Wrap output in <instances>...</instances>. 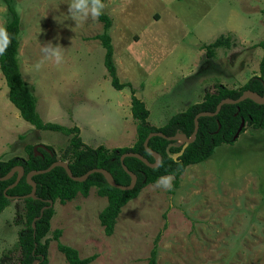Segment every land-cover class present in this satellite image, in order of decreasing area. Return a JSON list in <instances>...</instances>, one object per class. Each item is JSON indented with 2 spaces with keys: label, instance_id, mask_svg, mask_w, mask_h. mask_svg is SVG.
<instances>
[{
  "label": "rangeland",
  "instance_id": "374dc122",
  "mask_svg": "<svg viewBox=\"0 0 264 264\" xmlns=\"http://www.w3.org/2000/svg\"><path fill=\"white\" fill-rule=\"evenodd\" d=\"M19 16L18 62L43 122L77 127L84 145L130 147L136 140L130 88L115 90L96 36L103 23H76L72 0H9ZM120 83L130 84L161 127L218 87L238 89L260 75L264 0H103ZM9 13L0 0V24ZM219 35L229 47L205 46ZM60 46L63 62L45 59L42 47ZM43 61L36 70L35 65ZM245 127V124H244ZM243 127V128H244ZM229 145L188 166L171 190L145 186L127 202L106 236L98 214L106 199L90 188L52 205L46 264H68L57 248H74L88 264H147L155 238L156 264H264V131L245 127ZM70 135L37 130L8 99L0 72V160L26 158V145L50 147L57 157ZM181 143H178L180 145ZM164 177V176H163ZM23 203L0 213V264H19L18 232ZM60 231L58 240L53 238ZM37 264V262H36Z\"/></svg>",
  "mask_w": 264,
  "mask_h": 264
},
{
  "label": "trees",
  "instance_id": "16d2710c",
  "mask_svg": "<svg viewBox=\"0 0 264 264\" xmlns=\"http://www.w3.org/2000/svg\"><path fill=\"white\" fill-rule=\"evenodd\" d=\"M7 11L10 15L9 21L5 25L9 34L12 36V43L5 55L0 56V72L4 77L8 88V99L18 110L20 117L37 130L61 132L70 135L69 143L59 157L54 151L37 148V153L33 151L31 145L24 147L26 158L12 157L7 160H0V177L5 176L13 167L21 166L24 170L23 176L18 183L11 189H6L16 178L13 175L10 179L0 181V213L10 204L12 200L8 197H23L28 195L31 187L26 183L25 175L32 171L44 170L53 162L60 160L66 162L72 175L82 176L91 169L99 168L106 170L118 185L128 186L130 183L129 175L122 169L120 156L127 152L137 153L145 158L149 163H153V157L146 152L143 142L149 133H162L165 137L174 136L177 132L190 137L193 131V119L200 112H213L216 105L223 99L236 100L243 91H251L259 96L264 93V44L259 46L263 49L259 61L260 75L248 79L238 89H228L218 87L213 92H207L199 103L188 106L184 111L170 117L161 127L151 126L147 118L149 112L143 102L135 97L130 84L120 83L117 70L113 61V46L109 35L111 27L110 19L102 14L99 20L103 23V31L96 36L104 49L103 64L110 78V84L115 90L125 87L130 88V114L135 121L136 140L130 147L106 148L102 145L91 148L83 144L79 136L77 127H65L59 124L43 122L36 111V99L28 85L22 80L20 66L18 62L19 47V24L20 19L13 5L9 0H4ZM218 47H229V39L224 35H219L211 43L205 46L206 54L211 55L213 49ZM241 119L245 122V127L264 131V104H257L250 99H245L238 104L223 105L218 114L214 117H200L198 119V130L195 139L186 145L181 151L182 145L169 148L171 155L165 153V148L170 142L162 137H152L147 143V147L160 156V163L156 167H148L140 160L133 157H126L123 165L136 177L134 186L129 190H120L110 186L104 177L99 173H93L83 182H76L68 178L65 171L60 167H55L51 171L38 174L32 177L35 183V199H19L23 203L22 218L24 227L18 232L17 245L20 258L19 264H46V251L48 241L41 240L49 231V222L53 216V208L48 201L53 204L57 201L60 204L71 201L77 194L87 197L90 188L96 189L99 197L106 199V206L98 214V221L106 236H110L121 209L128 201L135 199L140 191L147 185L155 183L160 177L171 175L174 177L172 188L175 189L179 184V177L188 166L202 163L209 158L216 147L224 144H232L233 136L240 124ZM219 127V128H218ZM245 127L240 133H243ZM6 192L4 193V190ZM46 207L41 217H38L41 208ZM60 231H55L53 238L58 240ZM157 241L155 238L153 247L150 250L147 264H156ZM68 264H88L94 260L95 256L80 259L77 251L69 246L57 244Z\"/></svg>",
  "mask_w": 264,
  "mask_h": 264
},
{
  "label": "water",
  "instance_id": "95a60500",
  "mask_svg": "<svg viewBox=\"0 0 264 264\" xmlns=\"http://www.w3.org/2000/svg\"><path fill=\"white\" fill-rule=\"evenodd\" d=\"M245 99H250V100H252L253 102H255L257 104H264V93H263L262 96H259L258 94L254 93V92H251V91H243L242 94L236 100H232V99H228V98L221 100L216 105L215 110L213 112H200V113L196 114V116L193 119L194 127H193V131H192L190 137H186L184 134H181L179 132H177L174 136H171V137H165L162 133H154V132L149 133L147 135V137L145 138L144 142H143V147L146 150V152L149 153L153 157V159H154L153 163H149L141 155H139L137 153H132V152L124 153L119 158L120 163L122 165V169L130 177V183H129L128 186H122V185L116 184L114 182L112 176L106 170L99 169V168L91 169L88 172H86L85 174H83L82 176L75 177V176L72 175V173H71V171H70V169H69V167H68L66 162L57 160V161L53 162L48 168H46L44 170H38V171L32 170V171L28 172L25 175L26 183L31 187V191H30V193L28 195H25L23 197L13 196V197H8V198L10 200H19V199H24V198L35 199L36 198L35 197L36 186H35V183L32 181V177L35 176V175H38V174L47 173V172L51 171L53 168H55V167L62 168L65 171V173L68 176V178H70L71 180L76 181V182H83L84 180H86L88 178L89 175H91L93 173H99V174H101L104 177V179L106 180V182L110 186H112L114 188H117V189H120V190H129V189H131L134 186L135 181H136V177H135V175L133 173L129 172L126 169V167L123 165V160L126 157L136 158V159L140 160L142 163H144L148 167H156L160 163V159H161L160 156L158 154L154 153L153 151H151L147 147V143H148L150 138L158 136V137H162V138H164V139H166V140H168L170 142H174V143H169L166 146L165 153L169 157L175 158L181 152L178 153V154H175V155H171L169 153V148H171L173 146H177L178 143H181V145H182L181 151H182L186 147V145L191 143L195 139V136H196V133H197V130H198V119L200 117H214L215 115L218 114L220 108L223 105H225V104H232V105L238 104L239 102H241V101H243ZM244 124H245L244 120L241 119L240 124H239V126H238V128H237V130H236V132H235V134L233 136V140L237 139V137L239 136L242 128L244 127ZM37 148H42V149H45L46 151L49 152V150L45 146L36 145V146L33 147V151H34L35 154H39V153H37ZM23 174H24L23 168L21 166H15L5 176L0 177V181L8 180L13 175H16L15 181L6 188V189H11L18 183V181L23 176ZM6 189L4 190V193L6 192ZM48 203H49V206L52 207L53 203L51 201H48ZM45 209H46V207L41 208L39 216L34 218V220L32 221V228H34V222L41 217V215H42V213H43V211ZM36 262L38 263V261H34L33 264H36Z\"/></svg>",
  "mask_w": 264,
  "mask_h": 264
},
{
  "label": "clouds",
  "instance_id": "9594fccd",
  "mask_svg": "<svg viewBox=\"0 0 264 264\" xmlns=\"http://www.w3.org/2000/svg\"><path fill=\"white\" fill-rule=\"evenodd\" d=\"M105 8L106 5L103 0H72L68 5V12L76 23H81L89 18L98 20ZM12 39L7 28L0 24V56L6 54ZM42 51L45 53V59L53 61L56 65H60L63 62V53L60 46H53L49 43L47 46L42 47ZM42 66L43 61H40L35 65V68L39 70ZM173 179L174 177L171 175L160 177L154 187L171 190Z\"/></svg>",
  "mask_w": 264,
  "mask_h": 264
},
{
  "label": "crops",
  "instance_id": "0c3cea01",
  "mask_svg": "<svg viewBox=\"0 0 264 264\" xmlns=\"http://www.w3.org/2000/svg\"><path fill=\"white\" fill-rule=\"evenodd\" d=\"M245 132V131H244ZM224 145H229V144H224Z\"/></svg>",
  "mask_w": 264,
  "mask_h": 264
}]
</instances>
